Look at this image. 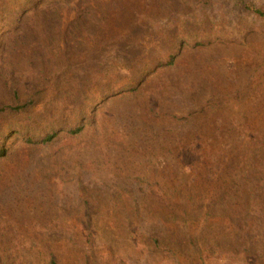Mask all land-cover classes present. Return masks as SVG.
<instances>
[{
	"label": "rangeland",
	"instance_id": "1",
	"mask_svg": "<svg viewBox=\"0 0 264 264\" xmlns=\"http://www.w3.org/2000/svg\"><path fill=\"white\" fill-rule=\"evenodd\" d=\"M25 1L0 0V264H264V0Z\"/></svg>",
	"mask_w": 264,
	"mask_h": 264
},
{
	"label": "trees",
	"instance_id": "2",
	"mask_svg": "<svg viewBox=\"0 0 264 264\" xmlns=\"http://www.w3.org/2000/svg\"><path fill=\"white\" fill-rule=\"evenodd\" d=\"M40 1H42V0H26L25 3H29V4H31L32 8H34V7H36V6L40 3ZM48 1L50 2V1H52V0H48ZM255 11H256L258 14L264 16V12H262L261 10L256 9ZM173 60H174V57H173V55L171 54V55L169 56V58H168L164 63L161 62L159 65H170V64L173 63ZM137 86H138L137 83H134V84L131 86V89H132V90H135V89L137 88ZM15 92H16V91H15ZM11 108H12L11 104H7V105H5V106H0V111H4V110H7V109H11ZM82 127H83V124L77 122V123H76V126H74L73 128H70L69 131H70L71 133H78V132L81 131ZM55 133H56V131H54V130H52V131H50V132H47V133L43 136L42 141H50V140L52 139V137L55 135ZM3 152H4L3 146L0 144V155H2ZM208 250H209L210 253H214V252H215V248H214V247H213V248L210 247V248H208ZM50 262H51V264H56L53 260H51Z\"/></svg>",
	"mask_w": 264,
	"mask_h": 264
}]
</instances>
